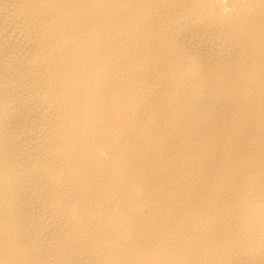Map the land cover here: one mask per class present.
<instances>
[{"label": "bare ground", "instance_id": "1", "mask_svg": "<svg viewBox=\"0 0 264 264\" xmlns=\"http://www.w3.org/2000/svg\"><path fill=\"white\" fill-rule=\"evenodd\" d=\"M0 264H264V0H0Z\"/></svg>", "mask_w": 264, "mask_h": 264}]
</instances>
